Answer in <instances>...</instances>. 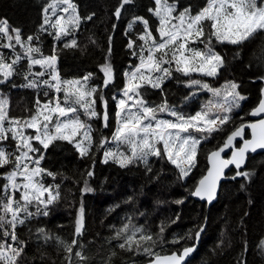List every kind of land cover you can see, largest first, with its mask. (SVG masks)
Here are the masks:
<instances>
[{
  "label": "snow or ice",
  "instance_id": "6c2138e0",
  "mask_svg": "<svg viewBox=\"0 0 264 264\" xmlns=\"http://www.w3.org/2000/svg\"><path fill=\"white\" fill-rule=\"evenodd\" d=\"M153 2L154 6L148 12L158 21L155 29L158 36L153 34L150 21L139 15L132 17L125 30L128 36L136 24L143 26L136 39L129 37L126 45L139 63L125 71L120 97L113 96L116 100L117 127L112 142L116 148L105 150L102 162L111 160L121 168L143 164L147 174L153 171L150 158L156 157L174 166L178 179L183 180L197 165L199 147L214 133L221 131L231 121L233 111L240 108V102L245 99L238 91L240 85L235 81H225L221 87L214 88L202 80L190 79L187 86H197L216 98L190 115L169 105L166 99L151 106L142 89L159 90L164 95V83L173 77V71L186 77L192 73L218 77L225 66V58L215 45L240 47L264 33V0H205L198 11L191 4L180 10L179 0ZM133 4L134 0H119L114 16L120 19L125 7ZM42 13L43 22L38 33L26 37L20 28L10 26L6 18L0 19V48L10 50L12 54L8 62V58L0 53V84L10 82L17 75L16 66L26 61L24 83L20 87L37 92L47 89L43 91L45 97H49L51 92L57 94L43 101L37 95L35 111L26 118L10 117L9 99L0 98V169L4 170L0 172V181H5L0 184V264H20L27 242L20 240L17 235L18 226L35 217L48 216L49 207L59 198V185L44 183L45 176L56 178L55 173L41 166L50 147L56 142H67L81 158L89 156L94 141L92 125L88 121L99 118L97 100L104 107V127H108V103L102 89L114 80L110 60L106 57L105 63L100 66L103 73L102 87L89 84L93 73L79 79L63 80L57 68L56 48H53L51 55H44L38 46L39 33H47L59 41L79 28L81 17L73 0H50ZM87 19L91 20L92 16ZM115 28L116 25H113ZM111 41L110 36L109 53L112 50ZM77 46L75 39L65 43V47ZM37 66L40 70L34 71ZM257 79L264 80V75ZM12 86L16 87L15 84ZM61 92L63 100L59 96ZM261 95L258 106L249 113L253 117L264 114V88L261 89ZM81 113L86 119H81ZM160 114H166L171 119L160 118ZM246 128L252 130L250 140L244 139ZM25 129L33 130L34 134L26 133ZM237 137L243 140L239 147L234 146ZM9 141L14 145H10V150L3 147ZM107 143V138L102 139L100 148H104ZM122 146L126 151L122 150ZM226 149L231 150V156L227 159L221 155ZM258 149H264V119L247 124L241 122L227 135L222 145L208 154L210 167L207 174L199 179L189 195L211 203L216 197L218 182L229 166L236 169L231 179L241 177L250 183L257 173L246 168L247 154L255 153ZM93 175V171L87 172L88 177ZM244 188L245 184H241V189ZM83 191H92L87 187V180ZM175 203L183 204L184 200ZM179 219L180 215L177 214L169 224L161 222L159 231L153 234L143 226L132 224L129 218V222L116 232V239L122 240L118 247L151 257L149 264H184L185 258L195 250L196 245L186 246L182 251H174L169 255L154 251L157 244H179L181 240L193 238L189 235L167 240V228ZM83 228L84 208L81 206L75 220L77 236L82 234ZM203 231V225L195 231L194 238L197 241ZM36 232L45 241L49 239L44 228L38 227ZM58 243L69 254L66 257L69 261L73 254L81 261L85 260L81 251L74 252V246L78 243L76 239L70 243L62 240ZM261 246L264 247V240Z\"/></svg>",
  "mask_w": 264,
  "mask_h": 264
},
{
  "label": "trees",
  "instance_id": "16d2710c",
  "mask_svg": "<svg viewBox=\"0 0 264 264\" xmlns=\"http://www.w3.org/2000/svg\"><path fill=\"white\" fill-rule=\"evenodd\" d=\"M15 1L0 0V19H10L13 16ZM73 2L87 33L98 43V47L90 43L80 44L78 41L77 47H65V43L75 38L66 36L57 41L47 33H39L38 46L44 55H51L53 48H56L57 68L61 78L65 80L81 78L96 69L100 74L96 85L102 87L103 73L100 66L105 63L106 57L110 60L114 69V80L107 88L102 89L108 103V127L93 128L94 147L90 155L84 157L78 173H69L75 154L72 145L56 142L47 151L41 166L55 173L56 178L45 176L44 183L52 185L61 175L66 176V180L59 186V198L49 207L48 216L35 217L18 226L17 235L20 240L27 242L20 264H144L152 258L143 253L120 249L118 244L122 240L116 239L117 230L131 218L132 224L143 226L155 234L159 231L161 222L169 224L177 214L180 219L167 228V240L189 235L193 238L181 240L179 244H157L154 248L156 253L171 254L193 245L195 231L205 223L199 245L186 264H264V247L261 246V241L264 240V154L250 155L246 161V168L257 173L250 183L241 177L231 179L236 171H230L227 180L220 186L216 202L208 209L189 195V191L206 171L207 155L218 145H222L227 135L241 122H251L249 113L260 100L261 89L264 88V80L257 79L264 75V33L258 34L240 47L230 44L215 45L216 50L225 58V66L218 77H201L195 74L186 77L173 72L171 84L174 86L190 79L202 80L214 88H219L225 81H235L240 85L238 91L245 100L231 121L199 147L197 165L184 181L178 179L175 169L165 161L162 163L168 171L152 179L136 167L121 168L115 163H103L101 159L104 148H100V141L105 138L109 140L114 132L116 104L113 96L124 87L125 71L136 65L135 58L126 45L129 37L136 39L143 26L136 24L128 36L125 35V30L132 17L139 15L150 21L153 34L157 35L155 29L158 21L148 12L154 2L134 0L133 5L125 7L120 19L114 16L119 0ZM108 2L111 3V11ZM204 3L205 0H179V8L182 10L191 4L193 9L198 11ZM89 16H92L91 20L87 19ZM109 17L112 18L110 21ZM113 25H116L115 29ZM78 31H81V27ZM98 59H101V65L96 68L94 62ZM16 68L17 75L10 82L0 84V96L9 99L10 117L26 118L35 111L37 95L42 101L56 95L51 92L49 97H45L43 91L47 89L37 92L35 89L20 87L24 83L26 62L22 61ZM34 71H39V68L36 67ZM13 84L16 87H13ZM142 91L151 106L162 102L159 90L146 88ZM59 96L63 100V97ZM206 99V94H201L178 110L186 115L194 114ZM239 143L240 140L236 139L234 146L237 147ZM10 145L14 147L9 142L5 145L6 149L10 150ZM89 170L94 173L92 177L87 176ZM3 171L0 169V172ZM85 180L87 187L92 191H83ZM4 182L0 181V184ZM241 184H245L244 189H241ZM120 195L131 197L132 200L121 204L118 200ZM158 197L168 201L169 208L156 207L154 201ZM180 199L184 200L183 204L175 203ZM81 206L84 208V228L82 234L74 238L75 220ZM94 224L96 226L91 227ZM38 227L44 228L48 233L47 241L36 232ZM73 239L78 242L74 246V252L81 251L85 257L84 261L74 254L69 261L66 258L69 254L64 250V246L58 243L61 240L70 243Z\"/></svg>",
  "mask_w": 264,
  "mask_h": 264
},
{
  "label": "rangeland",
  "instance_id": "374dc122",
  "mask_svg": "<svg viewBox=\"0 0 264 264\" xmlns=\"http://www.w3.org/2000/svg\"><path fill=\"white\" fill-rule=\"evenodd\" d=\"M48 2H50V0H16L15 3H14V14H13V16L10 19H7L9 25L10 26H13V27L20 28L22 30V33H23V35L25 37L27 35L36 34V32L39 30L40 25L43 22L42 9L45 6V4L48 3ZM108 4H109L110 11H111L112 10L111 9V3L108 2ZM111 19L112 18L109 17V21ZM79 27H81V31H78V29H75L73 31L72 35H70L71 38H75L76 41H78V43H80V44L90 43L94 47H98V43L96 41H93L92 38H91V36L87 33L86 27L84 25V22L81 21ZM157 36H158V34H157ZM192 46L193 47H203V45H192ZM138 50L139 49H137V51ZM0 53H3L4 56L6 58H8V62H10V58L12 56L10 50L4 49V48H0ZM134 58H135L136 64H138L139 63L138 58L137 57H134ZM26 65H27V62H26ZM100 65H101V59H98V60H96L94 62V66L96 68L99 67ZM37 68H39V66H37ZM173 68H174V66H173ZM129 70H131V68ZM173 72H175V71H173ZM88 73H93L94 74L92 80L89 81V84L90 85H96V80L100 76L99 72H97L96 69H95L93 72H88ZM88 73H86V74H88ZM176 73H179V72H176ZM179 74H181V73H179ZM192 74H195V75H198V76H201V77H207V76H202L199 73H192ZM0 78H2V77H0ZM77 79H79V78H77ZM63 80H65V79H63ZM187 85H188V82H184L182 84H177V85L174 86V85L171 84V78L168 79V80H166L165 83H164V86H163L164 87V93L165 94L164 95L161 94L162 95V101L166 99L168 101L169 105L175 106L177 109H181L186 104H188L189 102H191V101L195 100L196 98H198L201 94H206V96H207V99L203 102V104L201 105V107L205 103H207L209 100L216 99V98H214L212 96L211 93H209L207 91H204V90H200L197 86L189 87ZM120 93H121V91L118 92V94L116 95L117 98L120 97ZM55 95H57V94L55 93ZM59 95H61L63 97V93L62 92ZM0 98H2V96H0ZM244 100H242L240 102L241 105L244 102ZM115 104H116V100H115ZM201 107H200V109H201ZM239 109L240 108L235 109L233 111V113L231 114V116H233L235 113H237L239 111ZM96 110H97V112L99 114V118H94V119L88 121V123H90L92 125V129L93 128L94 129H99V128H101V127L104 126V121H103L104 107L99 102V100H97ZM160 118L171 119V117L167 116L166 114H160ZM81 119H86L83 116L82 113H81ZM116 127H117V120L115 121V128ZM115 128H114V131H115ZM25 132L28 133V134H34V131L31 130V129H25ZM236 139L241 140L239 137H237ZM108 141H109V143H107L104 146L103 152L105 150H108V149H115L116 148V144L114 142H112V136H111V138ZM9 142H11V141H9ZM9 142L4 143L3 144V147L6 148L5 145L8 144ZM122 150H125L126 151V148H124L122 146ZM103 159H104V156H103V153H102V159H101V161H103ZM162 161L167 162L166 160L158 159L156 157H151L150 158V166L152 167L153 171H152V173H147V174L152 179H156V178L159 177V175L162 176L163 174H165L168 171L163 166ZM83 162H84V157L81 158L80 155H79V153L75 149L74 160H73V162L70 165L69 173L70 174L78 173L80 171V169H81V166H82V163ZM109 162L114 163L111 160ZM167 164L171 168L175 169L174 166H172L168 162H167ZM131 166L132 167H136V168H138L140 170H143L146 173L145 166L143 164H134V165H131ZM175 171L178 174V172H177L176 169H175ZM185 179H183L182 181H184ZM65 180H66V176H64V175L62 176L61 175V176H59L56 179L55 182H53L54 184H52V185H57L58 184L60 186L61 183H63ZM119 198L120 199H118V200H120L121 204L122 203L124 204V202H130L128 196H121L120 195ZM169 199L172 201L171 198H169ZM154 204H155L156 207H166V208H169V206H170V203H168V201H166L164 198H161V197H158L154 201ZM93 226H96V225L95 224L94 225H91V227H93Z\"/></svg>",
  "mask_w": 264,
  "mask_h": 264
},
{
  "label": "water",
  "instance_id": "95a60500",
  "mask_svg": "<svg viewBox=\"0 0 264 264\" xmlns=\"http://www.w3.org/2000/svg\"><path fill=\"white\" fill-rule=\"evenodd\" d=\"M261 98H262V96H261ZM261 98H260V99H261ZM259 101H260V100H259ZM259 101H258V103H257V105H256L255 107L258 106ZM250 118H251V122H249V123H254V122L258 121L259 119H264V114H262L261 116H258V117H253V116L250 115ZM246 124H247V123H246ZM245 135H247V137H245ZM244 139H249V140L252 139V130H251V128H246V129H245V132H244ZM242 144H243V140L241 139V140H240V143H239V145H238L237 147L241 146ZM255 154H264V149H258L255 153L249 152V153L247 154V159H248V157H249L250 155H255ZM221 155H222V157L225 158V159L230 158V156H231V150H230V149H226L225 152H223ZM207 156H208V155H207ZM246 161H247V160H246ZM209 167H210V165H209V163H208V159H207V157H206V171H205L204 175L207 174V170H208ZM232 170L236 171V169H235L234 166H229L227 169H225L224 176H223V177L220 179V181L218 182L216 197H215V199H214L211 203H209L207 200H200L199 198H196V197H191V198H192L194 201H196V202H199V203L204 204L205 207H206V209H208L212 204H214V203L216 202V200H217V196H218V193H219L220 186H221V184H222L223 182H225V181L227 180V174H228L230 171H232ZM204 175H203V176H204ZM203 176H202V177H203ZM203 226H204V228H205V223L203 224ZM203 232H204V231H203ZM203 232H202V233H203ZM202 233H201V235H202ZM76 236H77V235H76V233H75L74 238H75ZM200 237H201V236H200ZM199 242H200V238H199L198 241H197L196 239H194V243H193V244L196 245L195 250H194V251H193L188 257L185 258L184 264H186V263L188 262V260H190V258L192 257V255H193L194 252L196 251V249H197V247H198V245H199ZM181 251H182V250H181ZM164 255H169V254H164ZM144 264H149V261L146 262V263H144Z\"/></svg>",
  "mask_w": 264,
  "mask_h": 264
}]
</instances>
